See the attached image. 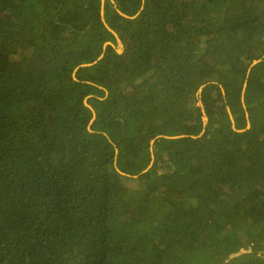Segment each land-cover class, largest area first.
I'll return each mask as SVG.
<instances>
[{
  "label": "trees",
  "instance_id": "trees-1",
  "mask_svg": "<svg viewBox=\"0 0 264 264\" xmlns=\"http://www.w3.org/2000/svg\"><path fill=\"white\" fill-rule=\"evenodd\" d=\"M0 264H264V0H0Z\"/></svg>",
  "mask_w": 264,
  "mask_h": 264
},
{
  "label": "water",
  "instance_id": "water-1",
  "mask_svg": "<svg viewBox=\"0 0 264 264\" xmlns=\"http://www.w3.org/2000/svg\"><path fill=\"white\" fill-rule=\"evenodd\" d=\"M102 1H104V0H102ZM103 20V19H102ZM106 27H107V25H106ZM107 29H109L108 27H107ZM114 35H115V37H116V39H117V44H118V46H119V50L117 51L118 53H121L122 51H123V46L121 45L122 43L120 42V40L117 38V36H116V34L114 33ZM257 63V61H254L253 63H252V65H254V64H256ZM203 88V86L199 89V91L198 92H200L201 91V89ZM198 106L200 107V108H202V105H201V103L200 102H198ZM202 120H203V123H205L206 121H207V118H206V116H205V114H204V116L202 117ZM231 121L233 122V119L231 118ZM232 128L235 130V128H234V126L232 125ZM247 128H249V125H247ZM246 128V129H247ZM153 143V141H151V144Z\"/></svg>",
  "mask_w": 264,
  "mask_h": 264
},
{
  "label": "rangeland",
  "instance_id": "rangeland-1",
  "mask_svg": "<svg viewBox=\"0 0 264 264\" xmlns=\"http://www.w3.org/2000/svg\"><path fill=\"white\" fill-rule=\"evenodd\" d=\"M121 42V41H120ZM122 45V44H121ZM112 46H115L114 44L112 45ZM123 46V45H122ZM119 50V46H118V44H117V47H116V51H118ZM197 97H198V102H200L201 103V100L199 99V94L197 95ZM207 122V121H206ZM206 122L204 123V124H206Z\"/></svg>",
  "mask_w": 264,
  "mask_h": 264
},
{
  "label": "flooded vegetation",
  "instance_id": "flooded-vegetation-1",
  "mask_svg": "<svg viewBox=\"0 0 264 264\" xmlns=\"http://www.w3.org/2000/svg\"><path fill=\"white\" fill-rule=\"evenodd\" d=\"M214 97V96H213ZM214 99H216V98H214ZM217 102V101H216ZM201 103H202V101H201ZM216 104H218V103H216ZM219 105V104H218ZM201 111H202V113H205V111L203 110V108H201Z\"/></svg>",
  "mask_w": 264,
  "mask_h": 264
},
{
  "label": "crops",
  "instance_id": "crops-1",
  "mask_svg": "<svg viewBox=\"0 0 264 264\" xmlns=\"http://www.w3.org/2000/svg\"><path fill=\"white\" fill-rule=\"evenodd\" d=\"M201 105H202V103H201ZM202 108H203V106H202ZM203 110H204V109H203ZM204 114H205V113H203V116H204ZM206 118H207V117H206ZM233 126H234V125H233Z\"/></svg>",
  "mask_w": 264,
  "mask_h": 264
}]
</instances>
